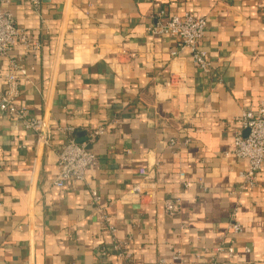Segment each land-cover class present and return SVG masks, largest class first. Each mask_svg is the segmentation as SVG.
<instances>
[{"label":"crops","instance_id":"1","mask_svg":"<svg viewBox=\"0 0 264 264\" xmlns=\"http://www.w3.org/2000/svg\"><path fill=\"white\" fill-rule=\"evenodd\" d=\"M6 9L42 43L22 62L32 69L17 102L44 119L49 137L0 115V264H121L109 249L100 256L113 236L129 238L127 250L145 262L172 251L191 258L222 241L234 208L243 231L232 264H259L264 169L245 187L246 165L232 151L235 119L264 101V0H11ZM160 12L205 19L207 71L185 49L172 56L175 39L148 33ZM7 69L0 58V89ZM100 124L86 183L54 186L67 137L87 142ZM139 182L152 196L131 192ZM90 189L114 235L95 217ZM165 198L177 213L164 212Z\"/></svg>","mask_w":264,"mask_h":264},{"label":"built area","instance_id":"2","mask_svg":"<svg viewBox=\"0 0 264 264\" xmlns=\"http://www.w3.org/2000/svg\"><path fill=\"white\" fill-rule=\"evenodd\" d=\"M11 0H0V58L7 59V72L1 76L4 81L3 89H0V115L13 119L26 130L37 135V139L48 143L49 131L44 119L34 116L29 107L17 102L20 95V84L28 79V72L32 68L25 67L23 61L28 56H35L42 48V43L25 29L16 26L11 12L6 5ZM34 8H37L40 0H29ZM157 22L147 27L149 34L153 36H168L176 40V49L171 52L177 56L184 49L188 51L192 63L202 71H207L209 62L206 51L201 47L200 41L204 36L206 21L201 17H194L188 13L181 15H166L158 13ZM17 48L21 54H13ZM239 125L233 134L232 155L237 161L246 165L245 170L239 173L242 184L247 188H253L257 183V175L264 169V101H260L255 109L243 111L235 119ZM107 125H98L91 130L87 136V142H78L72 137L60 147L56 155L57 174L53 182L58 188H65L67 183L85 184L86 170L95 164L96 157L88 149V143L93 142L95 137L104 134ZM67 134L73 132L72 127L65 129ZM170 144H174L173 140ZM140 176H147L145 169L139 170ZM182 178V177H181ZM184 187L187 183L183 182ZM131 192L140 199L152 196V192L139 182L135 184ZM90 201L94 207L95 217L105 231L114 235L116 227L102 206V197L95 189L89 191ZM163 210L166 214H175L178 211V203L170 198L162 201ZM237 209L234 208L227 224V233L222 241L216 245L203 247L200 253H194L193 257L186 258L179 251H172L170 258L158 257L154 261L145 262L136 259L127 250L130 239L117 240L112 238L111 246L104 248L100 256L105 257L108 249L117 254L122 261L121 264H232L238 259L235 248L236 237L242 231V225L237 220ZM244 251L250 250L245 247ZM100 264V263H99ZM259 264H264V256Z\"/></svg>","mask_w":264,"mask_h":264}]
</instances>
